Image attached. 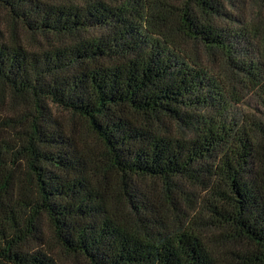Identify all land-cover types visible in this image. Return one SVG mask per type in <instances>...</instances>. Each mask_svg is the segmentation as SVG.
Listing matches in <instances>:
<instances>
[{"label": "trees", "instance_id": "1", "mask_svg": "<svg viewBox=\"0 0 264 264\" xmlns=\"http://www.w3.org/2000/svg\"><path fill=\"white\" fill-rule=\"evenodd\" d=\"M0 264H264V0H0Z\"/></svg>", "mask_w": 264, "mask_h": 264}, {"label": "rangeland", "instance_id": "2", "mask_svg": "<svg viewBox=\"0 0 264 264\" xmlns=\"http://www.w3.org/2000/svg\"><path fill=\"white\" fill-rule=\"evenodd\" d=\"M244 109V108H243Z\"/></svg>", "mask_w": 264, "mask_h": 264}]
</instances>
